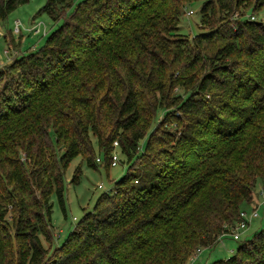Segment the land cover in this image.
Here are the masks:
<instances>
[{"label":"trees","instance_id":"16d2710c","mask_svg":"<svg viewBox=\"0 0 264 264\" xmlns=\"http://www.w3.org/2000/svg\"><path fill=\"white\" fill-rule=\"evenodd\" d=\"M196 1L201 31L178 32ZM26 2L0 0V22ZM263 7L45 0L60 25L0 68V264H186L232 236L264 190ZM116 148L125 174L57 242L70 162ZM238 239L209 264H264V225Z\"/></svg>","mask_w":264,"mask_h":264},{"label":"rangeland","instance_id":"374dc122","mask_svg":"<svg viewBox=\"0 0 264 264\" xmlns=\"http://www.w3.org/2000/svg\"><path fill=\"white\" fill-rule=\"evenodd\" d=\"M44 3L45 0H28V2L16 7L4 21L0 22V68H3L19 52L38 48L44 43L46 36L60 25L61 20H53L46 13L39 12ZM202 5V1H196L186 6L180 18L178 32L193 36L201 31L199 24ZM190 9L192 12L188 13ZM256 19H264V7L256 15ZM16 22L19 26L17 32L14 30ZM9 31L14 35L12 41L6 38ZM144 141L145 138L141 143L143 144ZM97 155L100 160L96 163V166L88 165L80 156L74 158L64 172L62 199L56 192L51 195V223L57 242L63 240L73 224L86 211L93 210L97 200L103 193L112 192L114 182L126 172L128 163L125 155L118 148L115 149L114 160L108 168L105 167L102 155L99 153ZM77 166L80 167L81 171L79 182L74 183L71 179ZM262 198L263 195L259 194L257 201H261ZM262 215H264V208L260 207L258 208V218L252 221L250 231L254 232L260 223L264 225V216L260 220ZM241 242L242 239H233L227 236L214 246L205 248L202 257L196 259V261H194L195 259L191 260L190 264H203L205 258H207V261L226 258L235 251ZM43 243L47 244L44 240Z\"/></svg>","mask_w":264,"mask_h":264},{"label":"built area","instance_id":"2783aa9c","mask_svg":"<svg viewBox=\"0 0 264 264\" xmlns=\"http://www.w3.org/2000/svg\"><path fill=\"white\" fill-rule=\"evenodd\" d=\"M191 12H192L191 9L188 10V13H191ZM252 18H253V17H252ZM14 30H15L16 32L19 31V26H18V23H17V22H16V24H15V28H14ZM258 193H259L260 195H263V198H262V200L259 202L258 206H262V207H264V190H263V189H259ZM242 214H243V216L245 217V219H244V220H241V221H239V222H237L236 225H235V227H233V229H232V236H233V238H235V239H238V238L240 237L241 233L247 228L248 222H250L252 218L258 216V208H254V209H252L251 212H250L248 215H246L245 212H243ZM198 251H199V250H198ZM198 251H197V252H198Z\"/></svg>","mask_w":264,"mask_h":264},{"label":"crops","instance_id":"0c3cea01","mask_svg":"<svg viewBox=\"0 0 264 264\" xmlns=\"http://www.w3.org/2000/svg\"><path fill=\"white\" fill-rule=\"evenodd\" d=\"M260 202V201H259ZM259 202L257 201V205H255V204H243V211L245 212V214L246 215H248L250 212H251V210L252 209H254V208H260V207H262V206H258V204H259ZM264 208V207H263ZM263 216L264 215H262L261 216V218H260V220L263 218ZM256 218H258V216L257 217H254V218H252L251 219V221H250V223H249V226L247 227V229L246 230H244L243 232H242V235L244 236V235H247V234H251L253 231H250V229H251V223H252V221L254 220V219H256ZM263 224L262 223H260L258 226H257V228H259L260 226H262ZM227 236H229V237H232L230 234H227V235H224L223 237H221L219 240H218V242H220L223 238H225V237H227ZM233 238V237H232ZM217 242V243H218ZM205 252V248H201L194 256H192V257H190V259L187 261V263L189 262V264L192 262L191 260H194V261H196V259H199L200 257H202V255H203V253ZM204 262H203V264H209L211 261H207V258H205V260H203ZM186 263V264H187Z\"/></svg>","mask_w":264,"mask_h":264}]
</instances>
